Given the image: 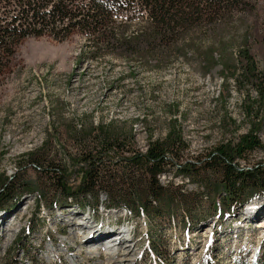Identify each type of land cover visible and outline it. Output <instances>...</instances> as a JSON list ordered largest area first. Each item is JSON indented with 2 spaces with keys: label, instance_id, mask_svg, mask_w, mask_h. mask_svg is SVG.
<instances>
[{
  "label": "rangeland",
  "instance_id": "1",
  "mask_svg": "<svg viewBox=\"0 0 264 264\" xmlns=\"http://www.w3.org/2000/svg\"><path fill=\"white\" fill-rule=\"evenodd\" d=\"M251 2L264 31V0ZM250 21L237 9L225 20L187 33L178 43L184 56L159 69L113 55L91 61L82 56L88 42L78 32L62 42L48 35L21 40L0 69V181L14 175L23 164L22 155L40 147L47 131L69 121L79 126L114 122V128L130 132L144 153L148 141L164 138L169 121L176 119L188 148L175 163H202L217 144L248 129L241 109L244 90L238 92L229 80V96L222 99L218 94L222 66H235L241 47L251 46L259 68L264 67V46L254 44L255 36L246 32ZM210 53L214 62L207 57ZM250 94L255 97L253 91ZM224 113L239 125L236 134L219 125ZM258 136L264 144V127ZM263 161L264 152L255 151L239 164L250 169ZM176 173L171 168L162 174L161 184L172 183L184 194L203 192L196 182ZM17 177L36 185L42 204L37 208L35 194L21 190L0 204V264H108L104 248L115 241L110 234L118 236L124 230L121 226L127 232L125 242L123 236L115 243L123 244L118 257L127 247L133 250L125 264L264 263V200L255 199L220 219L207 200L195 198L198 205L190 212L200 218L198 223H190L180 210L171 219L164 213L149 220L122 209L104 210L113 202V192L98 189L90 198L65 203L33 170L20 171ZM206 178L202 173L199 181ZM85 203L92 211L81 209ZM10 227L14 231L9 232ZM95 232L100 239L91 236Z\"/></svg>",
  "mask_w": 264,
  "mask_h": 264
},
{
  "label": "trees",
  "instance_id": "2",
  "mask_svg": "<svg viewBox=\"0 0 264 264\" xmlns=\"http://www.w3.org/2000/svg\"><path fill=\"white\" fill-rule=\"evenodd\" d=\"M251 1L0 0V69L2 61L8 63L25 38L48 35L62 42L76 32L88 42L82 56L91 61L113 55L140 61L149 68L167 67L172 59L184 56L178 43L187 33L206 28L217 19L225 20L237 9L251 19L247 35H254V44L264 46L259 13ZM135 18L140 22L132 24ZM130 28L132 31L127 33ZM207 57L214 62L212 53ZM220 77L218 95L222 99L229 96V80L238 92L244 90L241 109L248 129L217 144L202 163H175L188 148L176 119L169 121L164 138L148 141L144 153L136 148L130 132L127 135L125 130L114 128V122L79 126L69 121L47 131L40 147L22 155L23 164L16 167L14 175L3 176L0 204H7L10 194L21 190L23 194H35L36 207H41L42 195L36 185L17 177L25 169L47 181L65 203L90 198L100 189L114 194L113 202L105 209H122L149 220L161 218L164 213L171 219L180 210L188 214L190 223H198L200 218L190 212L198 205L195 198L207 200L213 215L220 219L255 199L264 200V161L250 169L239 164L255 151L264 152L258 136L264 127V67L259 68L252 47L244 46L236 54L235 66H222ZM219 125L232 134L239 129L226 113ZM171 168L177 171L175 176L196 182L203 192L184 194L172 183L162 185L160 176ZM68 172L74 174L73 178L67 176ZM202 173L208 178L199 181ZM88 207L86 203L81 205L83 210Z\"/></svg>",
  "mask_w": 264,
  "mask_h": 264
},
{
  "label": "bare ground",
  "instance_id": "3",
  "mask_svg": "<svg viewBox=\"0 0 264 264\" xmlns=\"http://www.w3.org/2000/svg\"><path fill=\"white\" fill-rule=\"evenodd\" d=\"M258 205V204H257ZM5 221V219H4ZM8 231H14V227H10L8 229ZM117 236V239L114 242L109 243V246H107L106 248H104V254L106 255L107 258V262L108 264H125V262H130L131 259V255H132V248L127 247L125 253L122 254V257H118L119 253H120V249L119 247L123 246L122 243L119 244H115L118 243L121 239V237L124 236L125 231L121 230L119 231ZM91 236H93V238L95 239H100V236L97 234V232H95V234H92ZM92 237H89V239L85 240L84 244H88L90 242ZM53 242L55 243V241L53 240ZM73 245V243L71 244ZM69 248H73V246H70ZM94 253V252H91Z\"/></svg>",
  "mask_w": 264,
  "mask_h": 264
}]
</instances>
